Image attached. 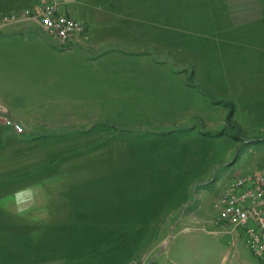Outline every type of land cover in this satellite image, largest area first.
Wrapping results in <instances>:
<instances>
[{
  "label": "rangeland",
  "instance_id": "obj_1",
  "mask_svg": "<svg viewBox=\"0 0 264 264\" xmlns=\"http://www.w3.org/2000/svg\"><path fill=\"white\" fill-rule=\"evenodd\" d=\"M57 1L85 45L0 39V264H264L219 220L264 172V0Z\"/></svg>",
  "mask_w": 264,
  "mask_h": 264
},
{
  "label": "built area",
  "instance_id": "obj_2",
  "mask_svg": "<svg viewBox=\"0 0 264 264\" xmlns=\"http://www.w3.org/2000/svg\"><path fill=\"white\" fill-rule=\"evenodd\" d=\"M26 19L38 21L42 29L62 45L84 34V23L61 11L57 0L44 2L34 9L1 12L0 28ZM219 220L245 232V242L257 255L264 254V172L253 171L236 177L220 196Z\"/></svg>",
  "mask_w": 264,
  "mask_h": 264
},
{
  "label": "crops",
  "instance_id": "obj_3",
  "mask_svg": "<svg viewBox=\"0 0 264 264\" xmlns=\"http://www.w3.org/2000/svg\"><path fill=\"white\" fill-rule=\"evenodd\" d=\"M38 5H40V3ZM38 5L33 6L32 9H34ZM13 10L14 9L12 8V10L10 11ZM65 13L74 16V14L71 11H67V12L65 11ZM95 23L96 22H91V25L93 24L95 25ZM89 26L90 25H88V28H90ZM43 31L44 30L42 29L38 21H35L33 19H26L17 23H12L1 27L0 39L2 40L3 38L5 41L8 42V47L11 48L10 50L8 49V54L16 53L21 49L28 50V52H31V54L29 55L32 57V59H37V60L40 59L42 55H46L48 53L56 54L57 52H63L64 50L68 52L72 51V49L74 48H72V46L70 45H74L76 43L85 45L86 43H84L83 41H87L86 39H84L85 33L84 34L81 33L73 37L69 41V46L67 48L60 49L57 46H55L54 43L49 38H47V36L44 35L45 31L44 32ZM88 32L89 29L87 33Z\"/></svg>",
  "mask_w": 264,
  "mask_h": 264
}]
</instances>
